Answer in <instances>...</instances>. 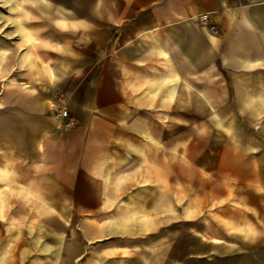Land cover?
Instances as JSON below:
<instances>
[{
	"label": "crops",
	"instance_id": "1",
	"mask_svg": "<svg viewBox=\"0 0 264 264\" xmlns=\"http://www.w3.org/2000/svg\"><path fill=\"white\" fill-rule=\"evenodd\" d=\"M74 5L86 8L73 21L88 24L91 56L55 84L70 124L57 127L52 90L29 92L26 135L10 136L35 197L91 216L65 226L75 238L48 262L264 264V0ZM7 16L16 25L0 19V34L30 32ZM4 158L6 179L12 153ZM179 166H205V205L189 208L201 222L185 228L172 218Z\"/></svg>",
	"mask_w": 264,
	"mask_h": 264
},
{
	"label": "rangeland",
	"instance_id": "2",
	"mask_svg": "<svg viewBox=\"0 0 264 264\" xmlns=\"http://www.w3.org/2000/svg\"><path fill=\"white\" fill-rule=\"evenodd\" d=\"M8 1L0 0V19L10 24L13 20L7 15L18 16V21L21 19L30 32L17 31L15 37L0 34V163L5 165L4 155L8 153H12L13 158L8 177L0 176V197L2 201L6 200L3 201L5 205L0 203V264H57L48 262V257L63 253L67 238H75L76 232L64 230L65 226L70 228L69 224L90 221L91 216L73 214L70 208L71 213H61L64 209L51 205V200L35 197L37 194L27 182L31 179L27 161L18 155L16 145L10 146V136L11 132L14 139L19 132L26 135V95L29 92L48 96L52 90L48 104L57 114L63 109V92L55 84L77 66H90L88 40L82 37L88 24L73 21L75 10L80 13L85 7L76 8L75 0H17L18 9H14ZM82 1L85 0H78L79 3ZM3 29L8 30L6 26ZM5 66H11L12 72L6 73ZM178 153L179 159L188 156L183 150ZM195 155L201 157V152ZM193 169L194 175H191ZM193 169L178 168V213L172 218L176 217L174 219L181 225L179 228H185L184 224L188 222H201V216L191 213L189 208L205 205V166ZM62 201L70 205L65 203L69 200ZM162 202L166 205L164 199ZM129 216L140 215L131 211ZM169 218V215H162L163 221H169ZM185 240L179 242L178 253L184 250Z\"/></svg>",
	"mask_w": 264,
	"mask_h": 264
},
{
	"label": "built area",
	"instance_id": "3",
	"mask_svg": "<svg viewBox=\"0 0 264 264\" xmlns=\"http://www.w3.org/2000/svg\"><path fill=\"white\" fill-rule=\"evenodd\" d=\"M57 116L60 117V119L62 120L61 123L57 126L58 128L66 127L70 124L69 120H64L68 118L67 111L64 108L57 113Z\"/></svg>",
	"mask_w": 264,
	"mask_h": 264
}]
</instances>
